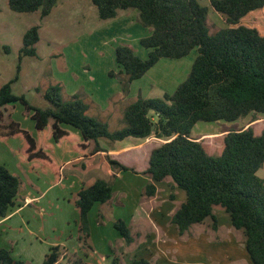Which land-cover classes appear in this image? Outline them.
<instances>
[{
    "label": "trees",
    "instance_id": "obj_1",
    "mask_svg": "<svg viewBox=\"0 0 264 264\" xmlns=\"http://www.w3.org/2000/svg\"><path fill=\"white\" fill-rule=\"evenodd\" d=\"M59 0H9V8L20 14L51 15ZM101 20L115 19L120 11L137 10L139 21L151 34L140 40L148 51L146 59L130 46L116 49L120 71L109 73L118 78L127 96L131 84L141 80L163 59L181 60L194 51L198 55L189 77L173 94L162 99L139 96L124 112L126 127L112 132L109 125L90 116L91 105L80 94L64 100V87L51 86L44 98L51 107L32 106L25 96H17L13 85L20 79L24 57H37L40 27L35 26L24 36L17 75L0 87V140L21 138L22 156L30 163L44 165L54 172L59 169L52 156V147L64 144L89 157L107 152L100 142L112 143L129 138L147 139L152 136L166 142L154 149L149 167L143 173L153 182L145 188L147 197L157 194V183L172 179L173 188L183 190L186 201L176 211L172 223L185 235L193 226L212 221L218 229L215 209H224L232 226L241 231L252 264H264V180L258 176L264 166V132L232 130L224 138L220 155H209L203 144L191 137L199 122H236L250 115L264 117V36L256 29L242 24L249 13L264 8V0H210V7L226 22V27L211 34L208 27L210 8L199 0H92ZM1 12V7H0ZM9 51V48H7ZM21 104L31 113L38 137L34 138L13 120L5 122L8 106ZM69 126L80 137L65 130ZM94 144V148H92ZM113 171H129L128 167L107 157ZM133 171V170H132ZM134 172V171H133ZM22 189L21 179L6 166H0V218H6L15 208ZM114 189L106 180L85 186L71 200L79 212L78 242L86 256L94 251L91 243L89 215L96 204H106L114 197ZM127 244L134 238L124 220L114 223ZM63 248L53 247L42 264H60ZM71 264H92L81 257ZM0 264H26L15 259L10 250L0 244ZM113 264H120L114 258ZM132 264H151L135 260Z\"/></svg>",
    "mask_w": 264,
    "mask_h": 264
},
{
    "label": "crops",
    "instance_id": "obj_2",
    "mask_svg": "<svg viewBox=\"0 0 264 264\" xmlns=\"http://www.w3.org/2000/svg\"><path fill=\"white\" fill-rule=\"evenodd\" d=\"M199 1L204 6L209 7L210 12L213 10L210 7V0H205L203 3L201 0ZM120 12L113 20H118ZM215 14L218 13L215 12ZM125 18L126 23L135 18L139 21V14L126 15ZM211 21L217 27L221 22L224 26L226 25L225 20L219 14L218 17L217 15L214 16ZM242 24L256 28L264 36V8L249 13L242 19ZM115 25L116 23L113 24V26ZM147 33L150 35L151 29H147ZM128 37L131 39V36L128 35ZM137 39L140 42L142 38ZM196 57L197 55L194 57L193 64ZM76 81L78 83L68 87L61 84L64 87L63 97L69 100L73 95H82L91 105L90 116L99 121H102L103 115L113 118L115 112L113 111L114 98L121 104L118 114L122 117L126 107L135 101L139 95L135 96L130 93L126 97L122 89H115L113 92V84L102 87L90 75L84 79V82L81 79L72 80V82ZM80 81L82 84H79ZM10 107L8 106L5 111V120ZM253 117H250L251 119L244 124L242 129L251 127L255 134L260 136L264 132V117L258 116L257 119ZM257 126H260V134H257ZM63 128L80 137L79 132L72 127L63 126ZM22 129L29 132L34 138L38 137L36 126L35 129ZM11 139L13 138L1 141L5 142ZM196 140L202 143L201 138ZM165 142V140L157 139L154 136L147 139L129 138L121 142L108 143V145L101 141V147L107 152L102 151L89 157H83L77 154L71 145L66 143L58 147L52 139H49L47 143L52 147L51 153L55 165L59 169L58 172H54L41 164L34 166L35 164L28 162L22 156L28 166L35 170L42 168L43 172L48 174L51 186L54 187L53 191L62 188L56 196L57 199L53 197V200L60 202L61 200L58 199H62V203L73 206L78 215L75 214L71 218L64 210L51 213L40 211L39 214L28 210L27 208L31 205L39 204L44 196L43 189L32 180V187L38 189L41 195L26 190L19 194L16 206L9 215L6 218H0L1 247L10 250L15 259L22 260L26 264H42L53 247L63 248L60 264H71L70 260L76 256L92 264H113L114 258L119 259L120 264H123L124 258V264H132L135 260L141 259L148 260L151 264H251L244 235L232 226L230 215L224 209L220 207L215 209L218 220V229L213 230L217 234L215 238L207 233L194 236L192 229L198 225L193 226L185 235H181L177 226L172 223V218L186 201V193L178 188H173L174 183L169 178L156 184V196L150 198L145 195L146 186L153 180L143 173L149 167L152 151ZM19 145H21L22 154L24 141L22 140ZM94 146L92 144V148ZM108 156L131 170L113 171L107 160ZM262 168L259 170L258 176L264 180L260 176ZM101 171H106L107 176H101ZM100 179L111 183L115 194L111 201L106 204H96L90 212L91 243L94 251L86 256L78 242L79 212L71 200L82 188L90 186ZM119 181L125 182L128 187L120 189ZM130 184L138 185L137 194ZM162 190H164L163 194L161 193ZM131 195L132 198H130ZM130 199L135 202V210L128 213L124 210L120 214L118 209H125L127 207L126 201L128 202ZM118 220H124L130 227L134 238L131 245L127 244L115 229L114 223ZM208 222L212 224V221ZM239 233L241 237H239Z\"/></svg>",
    "mask_w": 264,
    "mask_h": 264
},
{
    "label": "rangeland",
    "instance_id": "obj_3",
    "mask_svg": "<svg viewBox=\"0 0 264 264\" xmlns=\"http://www.w3.org/2000/svg\"><path fill=\"white\" fill-rule=\"evenodd\" d=\"M201 1L203 3L205 0ZM0 7V87L13 80L17 75L20 51L24 45L23 40L26 32L35 26L41 27L40 42L36 45L38 56L23 58L20 79L13 85L14 94L25 96L28 102L36 108L46 109L52 106L44 98L45 92L51 86L62 84L68 87L78 83V81L72 82V80L81 79L84 82V79L89 75L96 79L102 87L113 84V92L115 89H122L118 78L109 77L111 71L115 73L120 71L116 62V49L119 46L132 47L142 59H146L148 56V51L141 47L137 38L148 37L147 29L149 28H144L136 18L133 21L130 20L129 24L125 21L126 15H138L137 10L121 11L119 21L113 19L105 21L99 18L98 10L92 0H59L51 15L44 19L41 18L40 13L13 12L9 8V0H0ZM216 15L218 17V14H215L213 10L209 13L208 27L211 34L226 27L223 22L218 23V27L213 24L211 19ZM114 23H116L115 26H113ZM128 35L131 36V39ZM195 55H198L197 51L182 60H161L145 77L131 84L130 93L135 96L139 94L138 97L141 96L144 99H162L165 94H173L189 77ZM88 72L89 75H87ZM81 81L79 84H82ZM91 81L93 82V80ZM130 93L127 96L124 95L128 97ZM64 99L68 100L65 97ZM113 107V111H115L113 118L103 115L102 118H104L101 120L109 125L112 132H115L125 128L126 123L124 116L121 117L118 114L121 104L117 102L116 98L113 99ZM252 116L232 123L199 122L191 137L193 139L201 138L209 155H219L224 149V138L227 133L232 130H241ZM8 120L17 122L22 128L35 129L31 113L26 111V108L21 104L10 107L5 122L7 123ZM1 125L0 132H2ZM259 130L260 126H257V134H260ZM102 141L105 145L112 143L107 139ZM21 142L22 139L17 138L5 142L0 140V166H6L12 174L21 179L20 194L28 190L34 191L36 195H41L38 189L32 187V180L43 189V200L27 209L38 214L40 211L51 213L64 210L71 218L75 214L78 215L75 208L63 204L62 199H58L61 200L60 202L53 200V197L56 198L62 188L53 191L54 187L51 186L48 174L43 172L42 168H37L36 171L26 164L22 159L21 145H19ZM262 169L260 176L264 178V168ZM100 174L103 177L107 176L106 171H101ZM118 185L120 189L128 187L125 182L121 181ZM130 186L136 190L135 194H137L138 185L130 184ZM161 193L163 194L164 190ZM126 204L125 209H118L120 214L124 210L127 213L135 210V202L132 199L126 201ZM213 230L211 222H207L204 225L195 226L192 229V234L197 237L207 233L215 238L217 234ZM238 235L241 237L240 233ZM220 236L222 235L220 234ZM97 244L100 245L99 242Z\"/></svg>",
    "mask_w": 264,
    "mask_h": 264
}]
</instances>
